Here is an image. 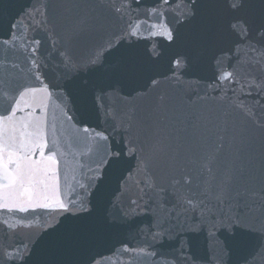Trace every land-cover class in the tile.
I'll use <instances>...</instances> for the list:
<instances>
[{
  "label": "water",
  "instance_id": "1",
  "mask_svg": "<svg viewBox=\"0 0 264 264\" xmlns=\"http://www.w3.org/2000/svg\"><path fill=\"white\" fill-rule=\"evenodd\" d=\"M118 264H264V0H121Z\"/></svg>",
  "mask_w": 264,
  "mask_h": 264
}]
</instances>
